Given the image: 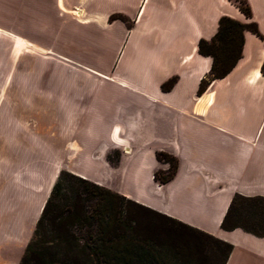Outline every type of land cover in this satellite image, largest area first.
Masks as SVG:
<instances>
[{"label": "rangeland", "instance_id": "1", "mask_svg": "<svg viewBox=\"0 0 264 264\" xmlns=\"http://www.w3.org/2000/svg\"><path fill=\"white\" fill-rule=\"evenodd\" d=\"M156 1H141L138 25L134 23L130 0H88L89 13L101 16L102 24L75 26L74 33L68 27L57 32L47 24L36 35L42 49L35 45L25 46L18 39L5 47L0 42V264L20 261L24 245L30 241L40 215L38 211L58 177L59 167L80 166L86 172H99L128 195L150 201L163 210H185L176 201L164 198L150 178L149 155L155 148L150 142L155 138H146L141 143L142 152L132 162H124V151L128 154L135 149L126 143L107 152L106 160L112 169H102L95 159L104 145L100 138L105 140V133L101 131L112 124L124 123L127 118L144 117L143 127L149 119L153 120L147 102L137 95H141V91L148 93L155 82L152 61L161 56L160 50L165 43L178 45L184 40L189 46L196 40H209L203 38L205 33L197 39L198 33L193 29L199 22L194 23L191 12L187 13L183 30L165 9H155ZM14 34L20 36L19 32ZM260 35L263 40L256 38L264 48V36ZM23 36L32 37L29 33ZM162 64L161 70L165 73L168 65ZM89 69L98 73L109 71L111 82L88 79L81 72ZM178 72L162 83L175 79L167 90L170 91L177 76H181L179 92L164 97L176 106L188 98L193 84L191 76L183 78L184 72ZM198 87L199 84L197 90ZM218 97L217 107L220 95ZM216 105L209 112L207 122L216 121L217 117L227 125L248 119V113L239 102H232L227 109L221 110H216ZM259 120L257 116L255 122ZM129 122L131 124V120ZM185 123L183 137L180 140L176 135L171 137L176 149L183 148L188 156H196L201 151L213 155L225 151L222 144L228 139L226 130L229 131L225 125L221 124L225 131L217 132L204 125ZM130 129H123L122 138ZM203 136H207L205 140ZM90 145L100 149L89 151L90 160H80ZM165 146L164 143L158 145L154 154L166 153L174 157L179 167L177 155ZM122 162L119 169H114ZM157 162L159 170L155 171H167L168 164Z\"/></svg>", "mask_w": 264, "mask_h": 264}, {"label": "crops", "instance_id": "2", "mask_svg": "<svg viewBox=\"0 0 264 264\" xmlns=\"http://www.w3.org/2000/svg\"><path fill=\"white\" fill-rule=\"evenodd\" d=\"M87 1L0 0L1 46L5 47L18 39L24 42L25 46L35 45L42 49L43 46H41L36 35L47 24L57 29V32L68 27L72 33L76 30L74 29L75 26L102 24L103 18L101 16L89 13ZM141 1L130 0L136 25L139 24L137 19L143 6ZM246 2L250 7L252 20L264 36V0H246ZM161 8L175 17L183 30L186 27L187 13L191 12L190 15L195 17L194 23L199 22V26H195L193 29L195 33H198L197 39L203 37L204 33L203 38L210 39L217 30L219 18L223 16L241 23H248V19L240 13L230 0H157L155 9ZM14 32H19L20 36ZM23 33H29L32 37L26 38ZM197 43V40L191 42L189 46L184 40L180 41L178 45L165 43L166 45L160 50L162 57L159 56L152 61L155 82L152 83L148 93L141 91L142 94L137 95L150 107V114L154 116L153 123L149 119L146 127H143L144 117L143 119L138 117L137 120L127 118L124 123L112 124L104 132L101 131L105 133V140L100 138L101 136L99 137L101 141H104V145L101 153L99 152L100 156L95 158L100 162L102 169L109 170L112 169L106 160L109 150L118 149L122 143L132 145L135 148L134 151L132 150L128 154H126V150L124 151V162H132L142 152L141 143L146 138L147 140L155 138L154 141L150 142L155 148L151 150L149 155L148 167L152 179L153 172L159 170L154 151L158 145L164 143L167 145L165 146L167 150H173L174 154L177 155L179 160L178 171L175 177L164 185L152 182L157 185L156 189L161 191L164 198L169 199L170 202L176 201L185 210H163L150 201H143L122 192L117 185L110 184V181L102 177L99 172H86L80 166L72 168L68 165L65 169L59 167L58 170L59 173L61 170L66 171L98 186L105 187L138 204L147 206L156 212L232 245V252L225 264H264V237L257 238L239 229L230 232L220 229V223L234 194L245 197H264V74L261 72L264 48L255 35L244 32L240 60L224 78L211 82L206 91L199 96L197 86L208 73L211 59L198 54ZM59 55L58 53L57 56ZM162 63L169 66H167L168 70L165 73L161 70ZM178 70L184 72L183 78L191 76L190 79H192L193 84L190 85L191 91L188 98L180 101V105L176 106L164 97L179 92L182 82L181 76H177V82L170 91L163 92L160 90V86L169 77L179 74ZM81 73L88 79L111 82L109 71L98 73L89 69V71ZM218 95H220V102L217 107L215 102L219 98ZM230 97L233 100H230ZM232 102L233 104L239 102L243 105L246 113H248V119L245 122H229L225 125L217 117L216 121L214 119L212 122L206 121L214 105L217 107L216 110H221L227 109ZM238 111L240 110L238 109ZM257 116L260 117L259 122H255ZM185 122L204 125L215 129L217 132L225 131L224 128H221V124L225 125L229 131L226 130L228 139L222 144L225 147V151H222L223 154L213 155L201 151L196 156H188L183 148L176 149L174 143L171 142V137L176 135L179 140L183 137L186 131ZM125 127H131V129L125 131L127 135L122 138L121 133L124 132ZM114 132H117L116 135ZM145 133L148 134L145 135ZM205 137L207 136H203L204 140ZM116 141H120V143L117 144ZM90 142L91 140H89V144H91ZM98 149L100 148L90 145L87 150L85 149L86 153L82 154L80 160H90L89 151ZM96 156L97 154H95ZM124 162L114 169H119ZM15 184L18 187H23L19 183ZM41 210L42 206L38 212L41 213ZM27 244L28 242L24 245V249Z\"/></svg>", "mask_w": 264, "mask_h": 264}, {"label": "trees", "instance_id": "3", "mask_svg": "<svg viewBox=\"0 0 264 264\" xmlns=\"http://www.w3.org/2000/svg\"><path fill=\"white\" fill-rule=\"evenodd\" d=\"M230 1L248 23L220 17L213 37L198 41V54L211 59L210 69L199 83V96L240 60L244 32L263 40L246 0ZM261 72L264 74V62ZM174 80L161 89L169 90ZM155 159L168 164L167 171L152 175L155 183L164 185L174 178L178 162L166 153H156ZM220 229H239L263 238L264 197L234 194ZM232 249L209 234L61 171L18 264H225Z\"/></svg>", "mask_w": 264, "mask_h": 264}, {"label": "clouds", "instance_id": "4", "mask_svg": "<svg viewBox=\"0 0 264 264\" xmlns=\"http://www.w3.org/2000/svg\"><path fill=\"white\" fill-rule=\"evenodd\" d=\"M113 139H115V137H113ZM116 143H117V144H119V143H120V141H116Z\"/></svg>", "mask_w": 264, "mask_h": 264}]
</instances>
